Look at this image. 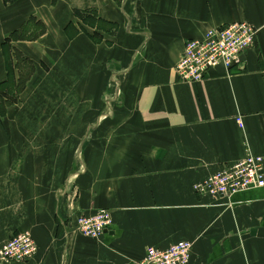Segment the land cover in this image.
I'll return each instance as SVG.
<instances>
[{"label": "crops", "instance_id": "1", "mask_svg": "<svg viewBox=\"0 0 264 264\" xmlns=\"http://www.w3.org/2000/svg\"><path fill=\"white\" fill-rule=\"evenodd\" d=\"M236 21L259 28L241 63L180 81L186 41ZM11 71L0 246L27 232L37 251L8 264H135L180 241L187 264H264V187L193 189L247 153L264 168V0H0V86ZM98 209L109 227L78 233Z\"/></svg>", "mask_w": 264, "mask_h": 264}, {"label": "built area", "instance_id": "2", "mask_svg": "<svg viewBox=\"0 0 264 264\" xmlns=\"http://www.w3.org/2000/svg\"><path fill=\"white\" fill-rule=\"evenodd\" d=\"M258 32L259 28L252 23L240 21L211 28L200 38L186 41L175 66L179 80L199 82L211 69L239 65L242 54L254 46ZM252 187H264V168L263 157L251 153L193 184L196 193L216 203ZM110 224L111 216L105 209H98L91 215L81 214L75 223L78 233L93 238H99ZM36 251L37 245L31 235L19 232L0 246V264L26 262ZM191 253L192 243L189 241H180L166 248L148 247L135 264H187Z\"/></svg>", "mask_w": 264, "mask_h": 264}, {"label": "rangeland", "instance_id": "3", "mask_svg": "<svg viewBox=\"0 0 264 264\" xmlns=\"http://www.w3.org/2000/svg\"><path fill=\"white\" fill-rule=\"evenodd\" d=\"M236 22H240V21H236ZM233 23V22H232ZM217 27H219V26H217ZM214 28V27H213ZM111 30L113 29L112 27L110 28ZM28 67V66H27ZM26 67V68H27ZM14 70V69H13ZM15 71V70H14ZM113 72H115V69H113L112 68V70H111V72H110V74L109 75H112V73ZM15 73V72H14ZM13 74V71H11V73H10V75H11V77H10V79L8 80V86L7 87H5L7 90H6V92L8 91V89L10 88V90H9V94H10V96H11V98L13 99V100H15V99H17V95H16V85H17V83H16V78H15V76L14 75H12ZM25 76V75H24ZM113 77L111 76V79L110 80H107V83L105 82V84H106V88H105V97H107V98H110V99H112L113 97H114V95H115V89H116V85H115V83H114V80L112 79ZM115 78V77H114ZM4 92H5V90H3ZM116 101H120V98L119 99H116Z\"/></svg>", "mask_w": 264, "mask_h": 264}, {"label": "trees", "instance_id": "4", "mask_svg": "<svg viewBox=\"0 0 264 264\" xmlns=\"http://www.w3.org/2000/svg\"><path fill=\"white\" fill-rule=\"evenodd\" d=\"M14 36H15V34H13V37ZM20 77H21V75H20ZM7 86H8V80L6 82H4L3 84H1V86H0V112H1V115L5 112V108L12 102V100H10L11 96L9 94L10 88L6 92L7 89L5 87H7ZM21 88H22V81H21V79H19L18 83L16 85V89L20 90ZM3 90H5V92Z\"/></svg>", "mask_w": 264, "mask_h": 264}]
</instances>
